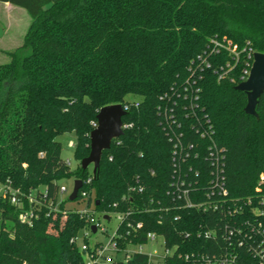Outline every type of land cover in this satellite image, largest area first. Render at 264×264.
I'll return each mask as SVG.
<instances>
[{
  "label": "trees",
  "instance_id": "obj_1",
  "mask_svg": "<svg viewBox=\"0 0 264 264\" xmlns=\"http://www.w3.org/2000/svg\"><path fill=\"white\" fill-rule=\"evenodd\" d=\"M6 2L24 8L32 21L23 43L5 51L10 60L0 64V183L25 192L46 189L56 199L62 180L91 175L81 161L91 151L99 110L138 101L123 117L131 125L103 152L92 183L83 186L89 213L129 211L128 220L143 226L128 239L144 242L148 231L163 234L178 246L171 264H199L179 253L221 251L220 237L207 240L196 234L213 227L218 214L178 209L168 196L173 143L158 108L161 95L186 80L212 40L229 39L239 50L249 43L264 53V0H0ZM209 60L201 104L225 148L229 195L256 198L264 173V93L257 116L247 114V95L236 89L239 82L219 80L215 71L230 55L223 51ZM243 65L241 53L235 76ZM66 133L75 136L79 164L74 169L57 139ZM198 167L208 171L210 166L200 160ZM68 209L67 215L50 217L43 211L27 225L17 207L0 195V264H85L77 240L87 216ZM50 223L54 234L47 232ZM119 231L125 233V223ZM114 264H148V258L136 254Z\"/></svg>",
  "mask_w": 264,
  "mask_h": 264
},
{
  "label": "built area",
  "instance_id": "obj_2",
  "mask_svg": "<svg viewBox=\"0 0 264 264\" xmlns=\"http://www.w3.org/2000/svg\"><path fill=\"white\" fill-rule=\"evenodd\" d=\"M223 51L230 55L231 60H226L215 68L218 79L229 78L231 82L238 81L239 84L246 81L250 76L256 51L249 43L239 50L229 39H214L200 55L198 63L191 66L186 80L179 86H173L171 91L160 97L162 104L158 111L162 118L161 124L173 143V174L168 196L178 209L195 208L218 214L213 227H201L196 234L207 240L220 237L225 244L221 251L213 254L184 252L178 256L185 261L193 260L199 264H264V173L256 186L258 197L241 200L229 195L225 175V148L215 139L213 122L201 104L203 70L212 67L210 55H219ZM241 53L244 65L239 75L235 76L236 63L240 60ZM121 105L127 111L132 105L138 106L139 102L129 100ZM130 125L123 122V130ZM93 126H98L97 120L93 122ZM75 145V141L71 140L69 146L75 148ZM202 159L209 164L208 171L198 167L200 160L203 162ZM66 162L72 167L69 159ZM90 174L85 180L74 179H81L83 186H88L92 183L93 167ZM83 186L74 201H87L88 204L89 192L83 189ZM200 186L206 189L201 190ZM67 192L68 188L61 182L56 199L49 198L46 189L25 192L10 183H0V195L8 198L9 202L17 207L20 221L27 225H32L43 211L48 217L67 215L68 207H62L66 202L64 194ZM138 192H143L142 186L138 188ZM167 208L165 210L168 211ZM73 210L87 214L91 208L87 205L85 209ZM129 215V211L102 213V220L110 221L114 216L117 225L112 233L105 227L102 228L101 233L107 235L106 241L99 239L92 243L87 241L86 234L84 235L79 247L85 256V264L126 263L136 254L146 255L148 264H171L178 246L170 245L166 237L156 231H148L144 242L128 239L133 230L143 226L142 222L135 225L128 220ZM175 219H181V216L177 215ZM124 223L126 231L121 233L119 230ZM93 225L98 229L100 224ZM138 233L139 231L134 235ZM189 235V232L185 234L186 237Z\"/></svg>",
  "mask_w": 264,
  "mask_h": 264
},
{
  "label": "rangeland",
  "instance_id": "obj_3",
  "mask_svg": "<svg viewBox=\"0 0 264 264\" xmlns=\"http://www.w3.org/2000/svg\"><path fill=\"white\" fill-rule=\"evenodd\" d=\"M31 17L28 12L19 6H7L3 3H0V64L6 63L10 60L8 54L5 51H13L17 47H19L23 43L24 35L28 30L31 24ZM129 99L132 96L127 97ZM134 98V97H133ZM63 144V151L62 157L66 160H70L72 163V168H76L79 164L78 160L74 155V148L69 146L71 140L75 141V136L70 133L63 134L57 138ZM93 165H90V169ZM75 177L67 178L61 181L68 188V192L64 194V198L66 199V207L72 209H85L87 207V201L77 200L71 201L69 200V196L74 187V179ZM92 209V207H90ZM87 225L86 227L80 232L77 243L80 245L84 240V235L86 234L85 239L94 243L96 240H107V235L101 233L102 228L105 227L112 233L117 225V220L114 216L112 219L109 220H102V212L96 211L93 214L87 213ZM1 216H0V230H1ZM100 224L97 231L93 232L90 229V224ZM6 231L10 230V226L5 227ZM48 233H56V228L53 223H50L47 227ZM13 231L11 235H13ZM85 258V256H84Z\"/></svg>",
  "mask_w": 264,
  "mask_h": 264
},
{
  "label": "water",
  "instance_id": "obj_4",
  "mask_svg": "<svg viewBox=\"0 0 264 264\" xmlns=\"http://www.w3.org/2000/svg\"><path fill=\"white\" fill-rule=\"evenodd\" d=\"M236 89L247 95L245 112L249 115L257 116L256 107L260 97L264 93V53L255 52L249 78L238 84ZM126 113L127 111L119 103L103 106L99 110L97 114L98 126L90 134L91 151L81 161V166L84 170L89 169L90 165H93V174L97 173L103 152L111 148L114 139L124 134L122 125L123 117ZM82 186L83 181L81 179L74 181V187L69 196L71 201H74L78 197ZM92 231H97L96 225L92 226Z\"/></svg>",
  "mask_w": 264,
  "mask_h": 264
},
{
  "label": "crops",
  "instance_id": "obj_5",
  "mask_svg": "<svg viewBox=\"0 0 264 264\" xmlns=\"http://www.w3.org/2000/svg\"><path fill=\"white\" fill-rule=\"evenodd\" d=\"M4 5H7V6H12V4L11 3H9V2H6V3H3ZM3 36V35H2ZM2 36H0V39L2 38Z\"/></svg>",
  "mask_w": 264,
  "mask_h": 264
}]
</instances>
